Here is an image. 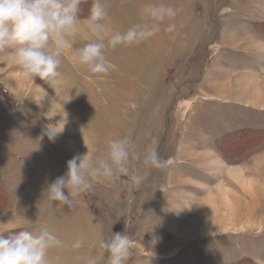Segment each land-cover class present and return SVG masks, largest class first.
Returning a JSON list of instances; mask_svg holds the SVG:
<instances>
[{
	"label": "rangeland",
	"instance_id": "rangeland-1",
	"mask_svg": "<svg viewBox=\"0 0 264 264\" xmlns=\"http://www.w3.org/2000/svg\"><path fill=\"white\" fill-rule=\"evenodd\" d=\"M104 2L110 33L143 23L148 2L178 14L139 45L106 48L107 74L75 62L93 0L58 83L25 76L0 50V235L47 226L65 242L50 253L62 264H108L100 241L124 231L125 264H264V0ZM46 127L63 132L53 142ZM122 138L139 185L97 178L71 208L47 199L74 155L106 159ZM153 147L167 168L144 164Z\"/></svg>",
	"mask_w": 264,
	"mask_h": 264
},
{
	"label": "clouds",
	"instance_id": "clouds-1",
	"mask_svg": "<svg viewBox=\"0 0 264 264\" xmlns=\"http://www.w3.org/2000/svg\"><path fill=\"white\" fill-rule=\"evenodd\" d=\"M81 3L82 0H0V50H13L15 63L25 76L38 77L49 85L58 83L61 58L71 38L80 32ZM177 14L178 9L164 2H148L141 9L143 23L133 24L124 32L110 33L104 22L108 16L104 0H93L84 22L87 42L76 50L75 62L91 74H107L110 65L106 48L139 45L160 32L165 21ZM174 28L175 24H169L165 30L172 32ZM30 113L28 109L23 114ZM62 132L54 133L46 127L42 136L54 142ZM136 155L135 145L127 138L110 141L106 159H93L89 151L76 154L67 162L66 173L48 184L44 193L47 199L71 208L78 196L92 189V181L97 178L112 181L127 176L130 184L139 185L142 178L129 175L130 160ZM144 164L162 170L171 160L161 158L153 147L146 152ZM131 243L124 231L114 233L109 241H100V247L108 252V264H125ZM64 244L47 226L35 232L20 230L7 237L0 235V264H62L60 256L53 258L50 253ZM82 246L80 239L71 245L73 250ZM85 264H95V260L88 258Z\"/></svg>",
	"mask_w": 264,
	"mask_h": 264
},
{
	"label": "trees",
	"instance_id": "trees-1",
	"mask_svg": "<svg viewBox=\"0 0 264 264\" xmlns=\"http://www.w3.org/2000/svg\"><path fill=\"white\" fill-rule=\"evenodd\" d=\"M2 195H4L2 192H1V190H0V197L1 198H4V196H2Z\"/></svg>",
	"mask_w": 264,
	"mask_h": 264
},
{
	"label": "bare ground",
	"instance_id": "bare-ground-1",
	"mask_svg": "<svg viewBox=\"0 0 264 264\" xmlns=\"http://www.w3.org/2000/svg\"><path fill=\"white\" fill-rule=\"evenodd\" d=\"M55 99V98H54ZM47 100H48V98H47ZM44 101V100H43ZM49 101V100H48ZM53 101H55V100H52V104L54 103ZM199 208H197V210H198ZM201 209V208H200Z\"/></svg>",
	"mask_w": 264,
	"mask_h": 264
}]
</instances>
